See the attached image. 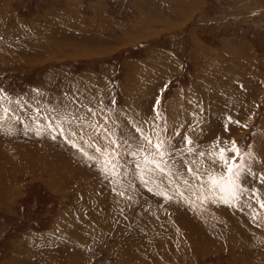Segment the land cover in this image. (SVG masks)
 Wrapping results in <instances>:
<instances>
[{
    "label": "rangeland",
    "instance_id": "374dc122",
    "mask_svg": "<svg viewBox=\"0 0 264 264\" xmlns=\"http://www.w3.org/2000/svg\"><path fill=\"white\" fill-rule=\"evenodd\" d=\"M0 90V264H264V0H0Z\"/></svg>",
    "mask_w": 264,
    "mask_h": 264
},
{
    "label": "snow or ice",
    "instance_id": "6c2138e0",
    "mask_svg": "<svg viewBox=\"0 0 264 264\" xmlns=\"http://www.w3.org/2000/svg\"><path fill=\"white\" fill-rule=\"evenodd\" d=\"M5 101H8V98L3 94V90H0V110H2L4 113H7L10 111V109L8 108H3V103ZM9 103H12V101H8ZM17 103H19V101H17ZM161 103V101L159 99H157L156 104L154 105V109L159 106ZM89 112H91V109H89ZM157 117H160V112L157 111L156 112ZM58 118V117H57ZM37 119H39V117H37ZM78 119V118H77ZM229 120L231 121V118L229 117ZM17 122L18 123H23V121H20L19 118L17 117ZM68 122L70 123V121H61V123H65ZM237 124H239V122H236ZM246 127V125H245ZM227 130V129H225ZM48 131L51 133V138L53 140H56L57 137H62L64 138L66 143H71L72 147H77V145L75 143H72L69 140L70 136H76L78 135V132L76 130H72L66 133V131L61 127L60 124L55 125V127H53V123H50L48 125ZM138 132L140 134H142V130H138ZM37 134H39V131H37ZM146 139V142L148 145H150L152 148H154L157 152L160 153L161 157L163 156V142L159 141V142H153L151 139ZM115 141H110V146H114L115 145ZM186 143L191 144L192 141L190 139L186 140ZM80 150L85 156H87V153L83 152V149H78ZM114 148H113V152H114ZM96 151H104L107 152V148H96ZM227 151L225 148L221 147L219 149L220 155H219V161L224 165V167L227 169V173L228 175L226 177H221L219 180L216 178H213L212 176L209 177V182L212 184L213 188H219L221 191H225V190H229V189H234L235 188V183H234V177H239L241 175V169L244 168L243 164H237L236 158L239 157L240 159H243V157H240L239 155V150L236 147L235 141L232 142V147L230 149V152L234 154V156H232L231 158H229V156L226 154ZM108 156L110 157L112 155V153H107ZM201 155H203V153H201ZM89 159H91V157H88ZM145 160H147V157H145ZM215 162V160L213 161ZM151 163L154 166V169L157 171H160L162 174L167 175V173H164V169L161 167L160 161H151ZM106 165H110L113 164V161L111 159L106 160L105 161ZM114 166V165H113ZM138 166V165H137ZM188 171L191 173L192 169L189 168ZM249 174H251L250 170H249ZM199 179V177H194ZM185 183H187V181H185ZM260 207L264 208V202H260Z\"/></svg>",
    "mask_w": 264,
    "mask_h": 264
},
{
    "label": "bare ground",
    "instance_id": "6f19581e",
    "mask_svg": "<svg viewBox=\"0 0 264 264\" xmlns=\"http://www.w3.org/2000/svg\"><path fill=\"white\" fill-rule=\"evenodd\" d=\"M241 116V115H240ZM238 117V116H237ZM229 119V118H228ZM239 121V120H238ZM235 122H237V121H235ZM235 126V125H234ZM236 128V127H235ZM240 130V129H239ZM208 227V226H207Z\"/></svg>",
    "mask_w": 264,
    "mask_h": 264
}]
</instances>
